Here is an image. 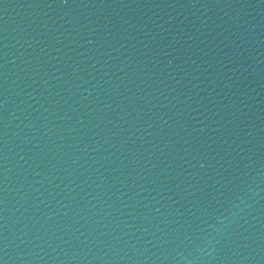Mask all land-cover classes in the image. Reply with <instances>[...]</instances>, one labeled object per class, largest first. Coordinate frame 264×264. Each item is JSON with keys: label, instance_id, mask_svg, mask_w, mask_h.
Here are the masks:
<instances>
[{"label": "clouds", "instance_id": "obj_1", "mask_svg": "<svg viewBox=\"0 0 264 264\" xmlns=\"http://www.w3.org/2000/svg\"><path fill=\"white\" fill-rule=\"evenodd\" d=\"M240 203L242 204L243 202H240ZM238 211H242V208H240V205L239 204L238 205H235L233 207V209L231 210L230 214L234 216ZM226 219H227V217H220V218H218V223L220 225H223L225 223V220ZM210 228H211V230L213 232H216V233H218L220 231V228L217 227V226H215V225L210 226Z\"/></svg>", "mask_w": 264, "mask_h": 264}]
</instances>
